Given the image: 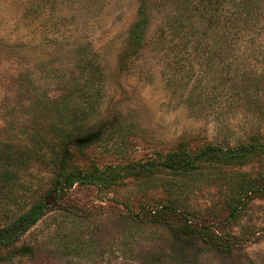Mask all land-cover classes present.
<instances>
[{
    "label": "rangeland",
    "instance_id": "374dc122",
    "mask_svg": "<svg viewBox=\"0 0 264 264\" xmlns=\"http://www.w3.org/2000/svg\"><path fill=\"white\" fill-rule=\"evenodd\" d=\"M27 1L0 0V227L61 169L264 143V0L249 24L218 29L231 46L184 53L192 60L175 91L165 82L170 56L146 47L122 64L136 0H104L87 12L57 0L36 19L24 17ZM230 1H221L228 17ZM50 19H63L73 38L49 46ZM91 74L99 97H64ZM88 133L101 140H79ZM123 173L63 192L19 238L24 254L0 264H264V150L241 165L203 161L187 174Z\"/></svg>",
    "mask_w": 264,
    "mask_h": 264
},
{
    "label": "trees",
    "instance_id": "16d2710c",
    "mask_svg": "<svg viewBox=\"0 0 264 264\" xmlns=\"http://www.w3.org/2000/svg\"><path fill=\"white\" fill-rule=\"evenodd\" d=\"M57 0H28L24 8V17L36 19L46 8L51 12L56 6ZM104 0H62L61 6L68 9L90 11ZM111 1V0H105ZM222 0H136L135 20L127 31L125 43L127 51L122 58L124 67H129L142 51L148 47L154 52H160L163 56H170L164 63L166 87L172 91L178 90V74L181 68L190 64L192 59L183 58L184 53L194 55L203 49L211 50L216 47L231 46L234 40L226 39L225 34H220L218 29L225 26L227 22L233 29L240 24L247 25L253 19V9L257 8L259 0H231V17L222 12ZM161 14V15H159ZM44 29L48 35L49 46L55 47L62 43H67L73 38L69 26L60 20H46ZM43 29V30H44ZM66 33L63 35V33ZM20 48V47H19ZM190 65H188L189 67ZM191 68V67H189ZM234 69V67L232 68ZM218 68L212 70L217 79ZM236 72V70H233ZM220 75H218L219 77ZM94 75L87 76L83 82L73 86L64 97H99L98 88H94ZM92 101L91 103H93ZM107 139L112 129H108ZM92 135L87 134L82 139L87 143L94 142L100 137L91 139ZM76 140L75 142H77ZM181 147V146H180ZM179 147V148H180ZM264 150V143L253 142L249 145L234 148H221L206 145L195 152L177 150L168 153L163 161L135 162L122 167H110L102 171L93 170L66 171L61 169L54 180L52 187L43 193L39 200L33 201L22 212L13 216L6 224L0 227V261L11 259L16 255H23L24 251L17 246L19 238L26 233L49 208L60 206L63 202V192L69 190L74 185H96L102 186V177L106 172L110 176L119 175L122 170L125 176L140 177L149 175L148 171L155 168H166L170 171L187 174L197 171L203 161L218 160L228 165H241L254 152ZM148 173V174H147ZM146 174V175H145ZM162 208V207H161ZM169 209V207L167 208ZM165 210L155 211L164 212ZM174 212L179 213L177 210ZM187 230L191 231L189 225Z\"/></svg>",
    "mask_w": 264,
    "mask_h": 264
}]
</instances>
